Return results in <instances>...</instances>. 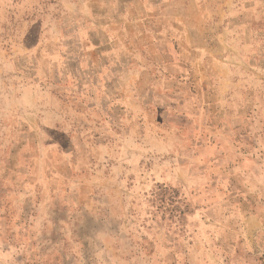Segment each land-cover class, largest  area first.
<instances>
[{"label":"rangeland","instance_id":"374dc122","mask_svg":"<svg viewBox=\"0 0 264 264\" xmlns=\"http://www.w3.org/2000/svg\"><path fill=\"white\" fill-rule=\"evenodd\" d=\"M0 264H264V0H0Z\"/></svg>","mask_w":264,"mask_h":264}]
</instances>
